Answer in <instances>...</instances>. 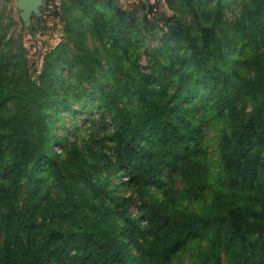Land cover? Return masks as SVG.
<instances>
[{
	"label": "trees",
	"instance_id": "trees-1",
	"mask_svg": "<svg viewBox=\"0 0 264 264\" xmlns=\"http://www.w3.org/2000/svg\"><path fill=\"white\" fill-rule=\"evenodd\" d=\"M61 4L35 79L0 8V264H264V0Z\"/></svg>",
	"mask_w": 264,
	"mask_h": 264
},
{
	"label": "rangeland",
	"instance_id": "rangeland-1",
	"mask_svg": "<svg viewBox=\"0 0 264 264\" xmlns=\"http://www.w3.org/2000/svg\"><path fill=\"white\" fill-rule=\"evenodd\" d=\"M62 1L63 0H42L38 9L32 12L28 16V19L25 20L24 10L19 6L17 0H0V8L4 9V20L6 21V19L8 20L11 18L16 23V29L13 31V26L10 27L9 34L13 32L16 38H19V36L22 37V41L26 48L25 53L29 59L30 73L33 79H35L39 70L42 68L44 56L66 37L63 23L59 20ZM167 1L168 0H117L122 7L135 12L137 16L147 14L150 18L162 19L160 20L161 26L164 23L163 20L174 13L169 8ZM157 2L159 6H157ZM147 43L148 45L154 44L151 41ZM141 62L146 63L144 59ZM85 118V113L81 114L78 118H73L65 112L63 115V126L66 130L60 129L62 125L59 124V135H67L71 140L77 137L76 133L79 137L86 135L85 131L79 132V128L81 129L88 125V122H84ZM217 131L218 125L216 122L204 124L202 150L206 154L208 166L213 173L216 170L218 162V153L216 150L218 139ZM57 150L61 153L62 149L58 146ZM170 179L173 188L180 189L182 187L183 181H181L178 175H173ZM117 183L119 182L117 181ZM139 203L140 201L136 200V204L131 206L130 210L133 215L137 214L138 209L136 205ZM178 261L181 262V264H194L192 250L188 249L187 252L184 251L183 255L178 258Z\"/></svg>",
	"mask_w": 264,
	"mask_h": 264
},
{
	"label": "water",
	"instance_id": "water-1",
	"mask_svg": "<svg viewBox=\"0 0 264 264\" xmlns=\"http://www.w3.org/2000/svg\"><path fill=\"white\" fill-rule=\"evenodd\" d=\"M20 7L24 10V18L28 19V16L36 11L41 5L42 0H17Z\"/></svg>",
	"mask_w": 264,
	"mask_h": 264
},
{
	"label": "built area",
	"instance_id": "built-area-1",
	"mask_svg": "<svg viewBox=\"0 0 264 264\" xmlns=\"http://www.w3.org/2000/svg\"><path fill=\"white\" fill-rule=\"evenodd\" d=\"M51 7H52V5H51Z\"/></svg>",
	"mask_w": 264,
	"mask_h": 264
}]
</instances>
